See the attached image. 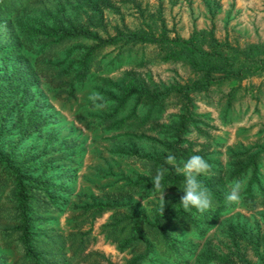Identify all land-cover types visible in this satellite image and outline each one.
Returning <instances> with one entry per match:
<instances>
[{
	"label": "rangeland",
	"instance_id": "rangeland-1",
	"mask_svg": "<svg viewBox=\"0 0 264 264\" xmlns=\"http://www.w3.org/2000/svg\"><path fill=\"white\" fill-rule=\"evenodd\" d=\"M34 2L28 1L17 12L0 19V99L3 101L0 103V146L8 154L14 152L17 160L37 158L52 162L59 172L61 166H68L72 171L73 179L69 185L73 192L68 202L63 210L47 217L63 233L70 230L77 207L89 201L91 194L101 195V188L113 189L133 173H143L134 157L123 153L126 139L117 138L118 131L107 130L102 122L103 112L116 103L100 90V79L118 82L127 73H133L152 88L155 85L191 84L198 75L180 60H163L164 52L154 43L107 44L101 47L96 61L90 65L86 79L76 86L74 96L57 97L47 84L38 86L27 108H37L35 101L40 99L36 114L46 117L47 121L42 133L24 136L13 131L16 112L12 111V106L16 105L12 98L3 100L6 94H2V82L15 65L33 64V46H40L38 34L51 28L52 18H62L70 28L84 29L101 39L113 37L117 30L151 28L157 34L165 32L171 39L185 40L194 31L206 30L219 41H227L239 48L264 44V0H60L57 4L49 3L52 15H46V11L38 12V4ZM13 39L18 40L21 48L8 55L7 49ZM94 43L87 39L64 46L59 60H66L69 49L80 44L83 46L77 49L80 53L68 57V62L77 67L85 54L83 49ZM126 83L131 86L129 80ZM92 93H99L102 100L93 102L89 99ZM189 97L187 106L197 123L190 124L182 135V146L201 151L213 163L217 161L223 166L225 176L231 152H241L238 158L244 159L260 151L257 157H261L260 181L264 186V69L240 82L215 81L206 89L190 91ZM96 104L104 107L97 108ZM180 107L178 97L170 94L161 112H150V107L144 102L138 103L137 96L133 95L125 101L118 117L135 111L137 121L143 122L138 132L162 138L155 126L175 122L181 113ZM50 131L56 139L52 143L46 136ZM65 137L69 139L68 145L62 141ZM138 143L149 152L153 151L150 144L155 146L144 137ZM248 179L249 176L242 182ZM255 189L259 191L258 186ZM168 194L173 193H166L164 198ZM7 195L6 191L3 201L7 200ZM160 195L134 194L133 198L150 210L152 204L161 201ZM254 202H257L255 209H249L245 201L214 208L202 232L182 230L180 236L193 244L192 251L185 255V264H264L263 194H258ZM111 214V211L105 212L91 225L84 226V230L90 229L91 235L95 236L89 249L104 254L98 264H127L133 257L131 249L119 251L100 229ZM11 226L0 219V230ZM16 254V250L4 248L0 243V261L12 264ZM165 262L176 264L172 259Z\"/></svg>",
	"mask_w": 264,
	"mask_h": 264
},
{
	"label": "trees",
	"instance_id": "trees-1",
	"mask_svg": "<svg viewBox=\"0 0 264 264\" xmlns=\"http://www.w3.org/2000/svg\"><path fill=\"white\" fill-rule=\"evenodd\" d=\"M28 1H35L38 4L37 11H46L45 14L49 15H52L53 10L49 3L60 2L0 0V19L17 12ZM51 24L46 32L38 34L40 46H33V64L23 62L15 65L6 73V79L2 82V94H6L3 100L12 98L16 105L12 106V111L16 112L13 131L24 136L33 132L42 133L47 121L46 117L36 114L40 99L35 101L37 108H27L35 97L38 86L41 83L47 84L57 97L74 96L76 86L86 79L90 65L96 61L101 47L107 44L154 43L164 52L163 60L182 61L198 75V79L191 84L177 83L169 87L155 85L152 88L147 87L144 80L136 78L133 73H127L118 82L100 79V90L116 103L113 108L103 112L102 122L107 130L118 131L117 138L126 139L123 153L134 157L143 173H133L132 177L126 178L122 185L114 186L113 189L101 188V195L91 194L89 201L82 202L77 207V216H74L67 233L54 227L47 217L63 210L68 202V197L73 192L69 185L73 179L72 171L68 166H61L62 170L59 172L52 166V162H42L37 158L17 160L14 152L8 154L0 146V219L12 225L0 230V243L4 248L16 250L17 258L12 264H98L104 254L89 249L95 236L91 235L90 229L84 230V226L88 223L91 225L96 218L108 211L112 214L106 223L101 224V232L116 244L119 251L131 249L133 257L127 264H166L167 259L174 260L176 264H185V255L192 251L193 244L180 236V232L204 231L212 211L200 214L195 209L183 210L179 202L182 192L178 188L183 187L185 178L171 167H168L165 174L163 186L166 188L165 194H173L164 198V212L161 210L160 200L151 203L150 210H146L133 198L134 194H160L152 186V177L158 168L166 166L165 158L168 153L174 154L178 163L186 161L192 155H201L211 164L212 172L198 179L210 190L213 209L233 206L234 203L226 200L229 185L237 179L243 181L247 176L249 179L245 182L242 201L247 202L249 209L257 207V202H254L256 196L262 193L264 198L259 171L261 157H257L260 151L249 154L244 159L238 158L241 152H231L225 176L223 166L217 161L213 163L206 154L193 151L190 146L183 147L182 135L190 124L197 123L187 106L190 101L189 92L206 89L220 80L240 82L261 72L264 69V44H249L245 48H239L227 41H219L211 31L206 30L194 31L185 40L171 39L165 32L157 34L151 28L117 30L113 37L101 39L84 29L70 28L62 18H52ZM87 39L94 40L95 43L83 49L85 54L77 67L68 62V57L80 53L77 50L83 48L80 44L69 49L66 60H59L61 48ZM19 48L21 44L13 39L7 49L8 55ZM127 80L131 83L130 87L126 85ZM170 94L178 97L181 113L170 125L155 126L162 138L139 133L138 128L143 122L137 121L135 111L128 116L118 117L125 101L133 95L137 96L138 103L144 102L149 106L150 112H161ZM2 102L0 99V103ZM46 136L49 143L56 141L53 131L47 132ZM142 137L155 144H150L153 151L149 152L138 143ZM62 141L68 145L69 139L65 137ZM11 149L13 150L12 147ZM255 186H258L259 191ZM6 191L9 195L3 201ZM261 203L264 205V202ZM0 264L6 263L0 261Z\"/></svg>",
	"mask_w": 264,
	"mask_h": 264
},
{
	"label": "clouds",
	"instance_id": "clouds-1",
	"mask_svg": "<svg viewBox=\"0 0 264 264\" xmlns=\"http://www.w3.org/2000/svg\"><path fill=\"white\" fill-rule=\"evenodd\" d=\"M93 102L102 100L99 93H92L89 97ZM97 108L104 107L103 104H96ZM165 165L156 170L152 177L153 188L160 193L161 210L165 208V190L163 180L168 171V167L173 168L177 174L184 176V184L178 191L182 192L179 202L183 210L189 211L195 209L198 213L203 214L206 211H213V198L210 190L202 184L198 177L209 175L212 172L211 164L201 155H192L186 161L177 162L176 156L168 153L165 158ZM230 191L226 197L229 203L239 205L243 200L242 193L245 191V183L237 179L229 185Z\"/></svg>",
	"mask_w": 264,
	"mask_h": 264
}]
</instances>
